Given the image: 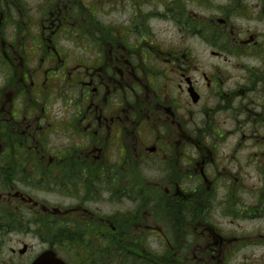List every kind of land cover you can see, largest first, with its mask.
<instances>
[{
    "label": "flooded vegetation",
    "instance_id": "1",
    "mask_svg": "<svg viewBox=\"0 0 264 264\" xmlns=\"http://www.w3.org/2000/svg\"><path fill=\"white\" fill-rule=\"evenodd\" d=\"M189 38L258 76L201 68ZM159 194L206 248L164 264H264V0H0V264H149Z\"/></svg>",
    "mask_w": 264,
    "mask_h": 264
},
{
    "label": "rangeland",
    "instance_id": "2",
    "mask_svg": "<svg viewBox=\"0 0 264 264\" xmlns=\"http://www.w3.org/2000/svg\"><path fill=\"white\" fill-rule=\"evenodd\" d=\"M77 18L76 20L78 22H80L81 20V15L82 13H77ZM257 30H259L257 28ZM177 32L175 29L170 28V36H176ZM192 42L194 43L192 45V48L194 49V51L198 54H200L201 59L198 61L200 63V67L203 69H209V68H218L220 70H222L226 75H232V79H233V84L235 81L238 82L239 85H242L244 83L243 81V76L248 72L252 76H258L259 73V68L261 67V60L260 58L256 55V58H246L245 56L242 57H238V56H233L232 54H228L222 58L219 57H215L212 56L210 54L211 49H208L203 43H196L194 42V40L192 39H186V44H192ZM62 46L65 48V50L67 51H71V53H73V55L75 57L79 56V57H83V55L85 54L84 51V46H85V41L84 38L81 37V34L79 33V31H73L72 36L70 38V41H64L62 43ZM257 81L254 83L256 84ZM250 83V86L253 85V87H255V85ZM256 89V88H255ZM255 101L258 100L257 97L254 98ZM253 105V104H252ZM206 131H209V128H206ZM249 142V141H248ZM248 142H246V144H248ZM233 143L234 145L241 143L240 141H237L235 139H230L228 145H226V148L230 149L232 148L230 146V144ZM256 144L258 143L257 141L255 142ZM252 142L249 143V146H244L240 153H239V157L243 158L244 155L247 153L248 149H253V146L251 145ZM224 147V146H223ZM226 148L225 152H226ZM254 153H250V155H253ZM225 155V154H224ZM248 173V182L247 185L249 186H256L257 182H258V178H257V173L252 169L249 168ZM161 175L158 174L157 172H155L152 169H149V178H159ZM251 188V187H250ZM254 189H251V197H250V202L252 201H256L252 198V194L254 193ZM107 203V202H106ZM107 206L109 207H113V205L107 203ZM150 209V208H149ZM151 213V212H149ZM153 217V215H151ZM151 217V218H152ZM149 223L150 220H149ZM256 226V223L252 224L250 223L249 229H252ZM248 234V233H247ZM256 231L254 232V234L249 233L248 235L250 236V240L251 242H256L257 241V235H256ZM181 236V235H179ZM182 237V236H181ZM186 238L188 236H185ZM145 242L148 243V247L151 249H155V250H161V242L158 239V237L153 236V237H149V239L146 240L145 238ZM194 243V244H193ZM197 242H195V240L193 241L192 237L190 239V243L189 244H193L192 246H189L192 249V254H197L196 251H200V249H202V253L196 255L195 259H193V261H198L200 260V257L203 254V250L205 251L206 248L204 249V247H197L196 245ZM204 244L201 243V246H203ZM190 249H188V252ZM260 253L259 247L251 245V247L247 250H245V252H242L239 254V258L245 256V259L248 260H252V261H257L258 260V255ZM189 254V253H188Z\"/></svg>",
    "mask_w": 264,
    "mask_h": 264
},
{
    "label": "trees",
    "instance_id": "3",
    "mask_svg": "<svg viewBox=\"0 0 264 264\" xmlns=\"http://www.w3.org/2000/svg\"><path fill=\"white\" fill-rule=\"evenodd\" d=\"M156 200V199H154ZM183 208L180 204L177 203H169V205H166V210L165 212L167 214H177V213H182V212H186V210H188V208ZM168 253V249L165 250V252L163 254H160L158 252L152 251L151 249H149V263H158L159 261H175L174 259L168 258L166 255Z\"/></svg>",
    "mask_w": 264,
    "mask_h": 264
},
{
    "label": "water",
    "instance_id": "4",
    "mask_svg": "<svg viewBox=\"0 0 264 264\" xmlns=\"http://www.w3.org/2000/svg\"><path fill=\"white\" fill-rule=\"evenodd\" d=\"M34 264H65L57 259L55 254L46 253Z\"/></svg>",
    "mask_w": 264,
    "mask_h": 264
},
{
    "label": "bare ground",
    "instance_id": "5",
    "mask_svg": "<svg viewBox=\"0 0 264 264\" xmlns=\"http://www.w3.org/2000/svg\"><path fill=\"white\" fill-rule=\"evenodd\" d=\"M230 209H234L235 211H237V210H236V207H232L231 205H230V207H229L228 210H230ZM228 210H227V207H226V209H222V207L219 208V211H220L221 213H222V212H227ZM213 211H214V210H213ZM213 211L211 210V213H212ZM207 221L210 222V218H209V217L207 218Z\"/></svg>",
    "mask_w": 264,
    "mask_h": 264
}]
</instances>
